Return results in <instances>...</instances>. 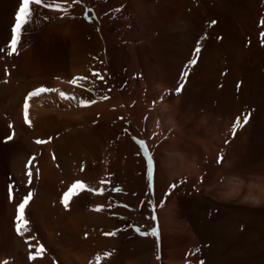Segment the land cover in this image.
<instances>
[{"label": "bare ground", "instance_id": "1", "mask_svg": "<svg viewBox=\"0 0 264 264\" xmlns=\"http://www.w3.org/2000/svg\"><path fill=\"white\" fill-rule=\"evenodd\" d=\"M22 4L0 0V264H253L264 0H43L13 52Z\"/></svg>", "mask_w": 264, "mask_h": 264}, {"label": "snow or ice", "instance_id": "2", "mask_svg": "<svg viewBox=\"0 0 264 264\" xmlns=\"http://www.w3.org/2000/svg\"><path fill=\"white\" fill-rule=\"evenodd\" d=\"M43 3V0H23L22 6L19 8V13L15 17V27L12 29V40H11V48L13 52L16 51L17 45L20 42V36H21V28L28 23L27 17L29 16V5L30 4H35V5H41ZM199 53H197L198 55ZM102 78V77H101ZM41 92L43 91H48V89H40ZM35 95V93H33ZM25 109H27V105H25ZM246 122V121H245ZM240 122L237 121V124ZM37 144H43L45 143L44 140H37ZM28 177H29V182H31V177H32V171L28 172ZM32 199V194L28 193L23 197L22 202L18 206V220H23L24 218V213H25V208L28 205L29 201ZM67 200V197L65 198ZM67 207V203L65 204ZM17 231L19 232V228H17ZM153 235L156 233L153 232ZM111 235H115V233H111ZM41 251H43V248H41Z\"/></svg>", "mask_w": 264, "mask_h": 264}, {"label": "rangeland", "instance_id": "3", "mask_svg": "<svg viewBox=\"0 0 264 264\" xmlns=\"http://www.w3.org/2000/svg\"><path fill=\"white\" fill-rule=\"evenodd\" d=\"M246 210H251V211L254 210V213H256V211L259 213L257 215V217H255L256 215L253 216V217H251V218L247 216V217H243L242 219L245 222L243 224V229H244V235L245 236L248 233V231L255 230V231H253V232H255L254 233V237L255 238H254V240H252L251 243L253 245H257V248L254 250V253L255 254H254V256H252L253 257L252 260L256 261V259H257L258 262L256 261L257 263H254V261H252V263L253 264H262L263 263L264 264V213H263L264 212V205L263 204L262 205H259V207L258 206H255V208L254 207L253 208L246 207ZM262 215H263V217H262ZM251 227H254V229L251 228ZM249 251H250L249 248H246V253L248 254L246 259H248L249 257H251ZM229 261L230 260H228L227 264H229ZM222 262H224V261H222ZM230 262H231L230 264L235 263L234 261H230ZM215 263L221 264L220 262L218 263V262L214 261V264ZM224 263L226 264V262H224ZM246 263L250 264L251 262L248 261Z\"/></svg>", "mask_w": 264, "mask_h": 264}]
</instances>
